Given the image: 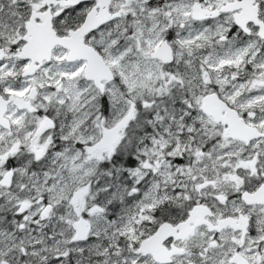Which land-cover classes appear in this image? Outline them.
<instances>
[{
	"label": "snow or ice",
	"instance_id": "6c2138e0",
	"mask_svg": "<svg viewBox=\"0 0 264 264\" xmlns=\"http://www.w3.org/2000/svg\"><path fill=\"white\" fill-rule=\"evenodd\" d=\"M0 264H264V0H0Z\"/></svg>",
	"mask_w": 264,
	"mask_h": 264
}]
</instances>
